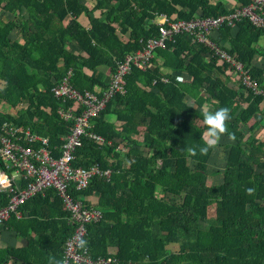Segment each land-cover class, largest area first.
Instances as JSON below:
<instances>
[{"label": "trees", "instance_id": "obj_1", "mask_svg": "<svg viewBox=\"0 0 264 264\" xmlns=\"http://www.w3.org/2000/svg\"><path fill=\"white\" fill-rule=\"evenodd\" d=\"M248 2L0 0L1 13L12 14L0 15V102L16 110L0 113V122L28 126L60 146L71 123L58 116L64 104L51 88L68 70L78 90L105 88L118 63L159 37L160 15L218 16ZM210 39L242 64L243 73L194 36L177 33L154 49L146 68L131 65L124 93H115L91 118V130L105 142L83 136L72 165L110 170L108 178L94 175L73 190L75 198L102 210L84 237L93 258L110 256V264H264V136L257 134L259 128L264 134V27L241 18L235 26L222 24ZM220 107L230 109L228 129L236 138H221L222 177L211 184L214 149L196 156L185 149L203 146L201 113ZM252 187L255 193L246 194ZM8 198L0 192V207ZM18 209L20 216L11 213L0 227L27 245L0 248V264L62 259L72 226L57 193L39 192Z\"/></svg>", "mask_w": 264, "mask_h": 264}, {"label": "built area", "instance_id": "obj_2", "mask_svg": "<svg viewBox=\"0 0 264 264\" xmlns=\"http://www.w3.org/2000/svg\"><path fill=\"white\" fill-rule=\"evenodd\" d=\"M248 4L234 7L232 11L218 16H195L188 20H169L165 15L158 19L159 37L149 38L143 49L128 54L110 74L105 88L78 90L70 83L71 71L56 83L51 92L64 104L57 109L58 116L71 123L69 132L61 137V145L52 147L47 137L9 120L0 122V178L7 181L0 184V192L8 194V202L0 207V224L11 213L20 216L19 206L39 192L53 189L61 198L63 209L67 211V221L72 233L63 245L62 259L67 264H110L115 261L110 256L93 258L88 249L76 247L78 238L86 235L87 224L102 217V210L95 205L84 204L83 199L75 198L73 190L86 187L94 175L108 178L109 169H101L97 164L89 167L73 166L75 151L81 145L83 136L104 143V138L91 130V118L97 116L106 102L115 93H124V76L131 65L140 69L147 67L154 49L163 46L164 40L177 33H186L205 43L213 54L222 61L229 62L243 73L242 64L234 60L224 49L210 39L211 33L226 23L235 26L241 18L253 26L264 27V0H248ZM179 80H183L178 76ZM177 77V78H178ZM166 80L165 78H162ZM243 80L250 85L247 76ZM12 114L15 109L10 108ZM124 149V148H123Z\"/></svg>", "mask_w": 264, "mask_h": 264}, {"label": "clouds", "instance_id": "obj_3", "mask_svg": "<svg viewBox=\"0 0 264 264\" xmlns=\"http://www.w3.org/2000/svg\"><path fill=\"white\" fill-rule=\"evenodd\" d=\"M178 80L181 78H177ZM203 125L205 131L203 133L204 143L203 146H189L185 149L189 156H196L197 150L200 155H206L210 149H215L221 138L227 135L230 141L235 140V134L230 132L228 129V121L231 120V113L228 107H220L215 111L204 109L202 111ZM5 179L0 178V184H6ZM246 194L253 195L255 193V188H246ZM88 241L83 238H78L76 242V247L81 250L86 249ZM48 264H67V260L58 259L55 256L48 257Z\"/></svg>", "mask_w": 264, "mask_h": 264}, {"label": "rangeland", "instance_id": "obj_4", "mask_svg": "<svg viewBox=\"0 0 264 264\" xmlns=\"http://www.w3.org/2000/svg\"><path fill=\"white\" fill-rule=\"evenodd\" d=\"M226 2L228 5H230L233 2V0H226ZM263 41L264 39L261 40V43ZM9 110L10 108L8 106L0 102V113H5ZM261 132L262 131H260V128H259L257 131V134L258 136L263 137L264 134L262 135ZM224 161H225V156H224L223 148L221 147L218 148L217 146L212 152V155H211V158L208 164L209 183L214 184V183H218L221 181V177H222L221 172L223 170Z\"/></svg>", "mask_w": 264, "mask_h": 264}, {"label": "crops", "instance_id": "obj_5", "mask_svg": "<svg viewBox=\"0 0 264 264\" xmlns=\"http://www.w3.org/2000/svg\"><path fill=\"white\" fill-rule=\"evenodd\" d=\"M235 3V0H233V2L230 4L231 6H233V4ZM0 15H3V17L6 18H11L12 14L10 13H4L2 14L0 11ZM84 16H80L79 20L81 22H83V18ZM14 36L18 37L17 34H15ZM107 72V69H106ZM110 74H107V80L109 79ZM27 245V241L24 238H20L15 231L13 230H9L6 229L4 227H0V248H5L8 246L11 247H21V246H26ZM6 264H26L23 261L20 260H15L13 258L9 259V261L6 262Z\"/></svg>", "mask_w": 264, "mask_h": 264}]
</instances>
